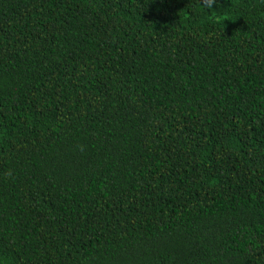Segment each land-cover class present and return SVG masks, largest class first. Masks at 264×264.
Instances as JSON below:
<instances>
[{"label": "trees", "instance_id": "16d2710c", "mask_svg": "<svg viewBox=\"0 0 264 264\" xmlns=\"http://www.w3.org/2000/svg\"><path fill=\"white\" fill-rule=\"evenodd\" d=\"M0 264H264V0H0Z\"/></svg>", "mask_w": 264, "mask_h": 264}]
</instances>
